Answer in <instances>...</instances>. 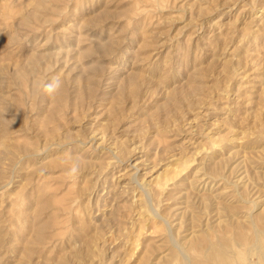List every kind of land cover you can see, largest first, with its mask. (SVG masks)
<instances>
[{
  "label": "rangeland",
  "instance_id": "374dc122",
  "mask_svg": "<svg viewBox=\"0 0 264 264\" xmlns=\"http://www.w3.org/2000/svg\"><path fill=\"white\" fill-rule=\"evenodd\" d=\"M259 215L264 0H0V264H264Z\"/></svg>",
  "mask_w": 264,
  "mask_h": 264
},
{
  "label": "bare ground",
  "instance_id": "6f19581e",
  "mask_svg": "<svg viewBox=\"0 0 264 264\" xmlns=\"http://www.w3.org/2000/svg\"><path fill=\"white\" fill-rule=\"evenodd\" d=\"M244 177V176H243ZM141 186V185H140ZM147 191V190H146ZM150 194H151V192H149ZM152 195H153V193H152ZM199 195V194H198ZM210 195V194H209ZM241 195V194H240ZM147 196H149V194L147 195ZM208 196V195H207ZM206 197V196H205ZM210 197H213V196H210ZM245 197V196H244ZM149 198V197H148ZM147 198V199H148ZM211 199V198H210ZM196 200V199H195ZM153 201V200H152ZM213 201V200H212ZM216 202V201H215ZM186 203V202H185ZM150 205H151V202H150ZM227 206V205H226ZM226 206L224 205V207L226 208ZM227 207H229V206H227ZM148 208V207H147ZM150 208V207H149ZM216 208H219L218 206L216 207ZM151 210H154V209H151ZM150 210V212H152ZM222 210V209H221ZM228 211V212H227ZM227 211H224V212H226L227 214H226V216L225 217H222V218H225V220H223L222 218H221V216L219 215V216H217L218 217V224L219 223H221V222H223V225H218V224H216L215 225V222H214V225H212L211 224V222L208 224V222L204 225V226H202V225H200V226H198V228L199 227H201V229L200 230H194V231H191L192 233H193V236L192 237H194V235H195V233L197 232V231H201L202 233H204V234H206V235H212V234H216V235H218V236H222V237H225V236H227L229 233H231V232H233V233H235V230L237 229V228H239L240 229V227L242 226V229H244V227H243V225H242V223H240L239 221H234V216H235V210H234V207H233V209L232 208H230L229 207V209L227 210ZM156 212V211H155ZM201 212V211H200ZM219 212V211H218ZM223 212V213H224ZM153 215V214H152ZM216 215H218V214H216ZM156 216V215H155ZM199 218V217H198ZM208 218V217H207ZM212 219V218H211ZM216 219V218H215ZM221 219V220H220ZM199 220V219H198ZM220 220V221H219ZM257 220L258 221H264V215H259L258 217H257ZM256 220V221H257ZM207 221V220H206ZM200 222V221H199ZM243 224H244V222H243ZM253 226H252V229L254 230V232L256 233V235L257 236H259L257 233H259L261 230L260 229H258V227H257V225H256V223L253 221ZM198 225V224H197ZM205 227V228H204ZM250 227V226H249ZM192 228V227H191ZM197 229V228H196ZM191 230H193V229H191ZM190 232V234H192ZM262 232V231H261ZM238 234H239V236L237 235V237H241V238H243L242 239V241H244L245 240V233L243 232V230L242 231H240V233L239 232H237ZM255 233L253 234V235H255ZM264 233V232H263ZM196 236V238H197V235H195ZM235 236V235H234ZM191 237V238H192ZM255 237V239H256V236H254ZM253 237V238H254ZM259 238V237H258ZM257 238V239H258ZM198 239V238H197ZM254 239V240H255ZM175 241V240H174ZM181 242H182V240H180ZM186 241V240H185ZM189 241V240H188ZM256 241V240H255ZM259 241V240H258ZM257 241V242H258ZM190 243V245H194L196 242H194V238H193V240H191V241H189ZM177 243V240H176V242H175V244ZM179 243V242H178ZM177 243V244H178ZM186 243V242H185ZM256 243V242H255ZM255 243L253 244V245H255ZM175 244L173 245V246H175ZM199 244L200 245H203V246H205L206 247V250L207 251H209V250H211V249H213L214 247H215V245L213 244V243H208V242H206V241H202V242H199ZM180 244H178V246H179ZM185 245V244H184ZM256 245H258V244H256ZM259 245H260V243H259ZM172 246V247H173ZM177 246V247H178ZM176 247V248H177ZM185 247H186V245H185ZM189 247V246H188ZM258 246H256L255 248L253 247V249L254 250H256V248H257ZM179 248V247H178ZM261 249V246L260 247H258L257 249L260 251V249ZM175 249V248H174ZM181 249H183L182 251H184V248H181ZM180 249V250H181ZM186 249V248H185ZM179 250V249H178ZM188 250H189V248H188ZM177 251V250H176ZM186 251V250H185ZM179 252V251H178ZM181 252V251H180ZM218 252H220V250L219 249H216L213 253H212V260L214 261V263L213 264H221V263H223L224 262V259L225 258H218L217 257V255H216V253H218ZM188 253V252H187ZM187 253L186 252H182V254H180V255H182L183 256V258H185V259H187ZM163 259L164 257L162 256V257H160L159 259ZM165 258H166V255H165ZM165 258L163 259V260H165ZM161 259V260H162ZM161 260H159L160 262H161ZM162 260V261H163ZM188 260V259H187ZM157 262L156 264H159L160 262ZM164 263L165 262H167V261H163ZM162 263V262H161ZM185 264H189V262H187V263H185ZM196 264H209V261L208 260H204V261H197L196 262Z\"/></svg>",
  "mask_w": 264,
  "mask_h": 264
},
{
  "label": "clouds",
  "instance_id": "9594fccd",
  "mask_svg": "<svg viewBox=\"0 0 264 264\" xmlns=\"http://www.w3.org/2000/svg\"><path fill=\"white\" fill-rule=\"evenodd\" d=\"M62 80L60 78H54L51 80V82H48L43 85L44 91L47 92L49 95H55L59 93V91L62 88ZM78 170L77 167H73L70 171V174H75Z\"/></svg>",
  "mask_w": 264,
  "mask_h": 264
}]
</instances>
